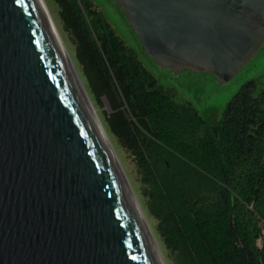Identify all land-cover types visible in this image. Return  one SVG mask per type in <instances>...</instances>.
Listing matches in <instances>:
<instances>
[{"label":"water","instance_id":"95a60500","mask_svg":"<svg viewBox=\"0 0 264 264\" xmlns=\"http://www.w3.org/2000/svg\"><path fill=\"white\" fill-rule=\"evenodd\" d=\"M112 1L173 76L264 44V0ZM0 264H157L35 0H0Z\"/></svg>","mask_w":264,"mask_h":264},{"label":"trees","instance_id":"16d2710c","mask_svg":"<svg viewBox=\"0 0 264 264\" xmlns=\"http://www.w3.org/2000/svg\"><path fill=\"white\" fill-rule=\"evenodd\" d=\"M54 2L176 264H264V90L244 83L211 126L158 85L89 0Z\"/></svg>","mask_w":264,"mask_h":264},{"label":"rangeland","instance_id":"374dc122","mask_svg":"<svg viewBox=\"0 0 264 264\" xmlns=\"http://www.w3.org/2000/svg\"><path fill=\"white\" fill-rule=\"evenodd\" d=\"M92 5L104 16L111 25L116 35L136 54L141 64L154 76L159 86L174 93L175 99L180 103H189L211 126H214L235 93L248 81H256L258 90H264V44L250 61L227 83L219 84L211 74L194 73L183 71L174 75L168 70H161L151 63L144 55L133 32L131 31L122 12L112 0H89ZM45 8L52 18L59 33L61 41L73 62L80 82L82 83L96 115L110 141L112 149L117 157L124 176L133 192V195L145 217L150 232L155 239L160 254L165 264H176L173 256L164 247L156 230V221L152 218L146 200L142 195V187L139 181L135 164L117 144L116 139L109 133L105 123L106 106H100L89 92L86 81L75 59L73 46L70 44L66 34L63 32L62 23L59 18L58 6L54 0H43Z\"/></svg>","mask_w":264,"mask_h":264},{"label":"bare ground","instance_id":"6f19581e","mask_svg":"<svg viewBox=\"0 0 264 264\" xmlns=\"http://www.w3.org/2000/svg\"><path fill=\"white\" fill-rule=\"evenodd\" d=\"M37 7L39 9V12L42 16V20L44 22V25L51 37V40L54 44V46L56 47L59 55H60V59L65 67V70L92 122V125L99 137V140L105 150V153L107 154V157L118 177V179L121 181V185H122V189L125 193V196L131 206V209L137 219V222L144 234V237L150 247V250L156 260L157 264H165L164 260L160 254L159 248L157 246V243L155 241V239L153 238L152 233L150 232V229L147 225V222L145 220V217L133 195V192L124 176V173L119 165V162L117 160V157L114 153V150L112 149V146L110 144V141L96 115V112L89 100V97L82 85V83L80 82V79L78 77V74L76 72V69L73 65L72 60L70 59V56L67 54V51L61 41V38L59 36V33L55 27V24L52 20V18L50 17V15L48 14L45 5L43 3V0H35Z\"/></svg>","mask_w":264,"mask_h":264}]
</instances>
